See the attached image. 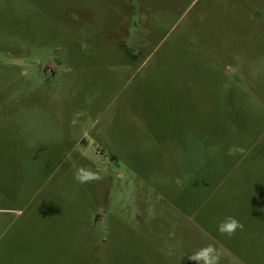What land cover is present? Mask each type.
Masks as SVG:
<instances>
[{
  "label": "rangeland",
  "instance_id": "1",
  "mask_svg": "<svg viewBox=\"0 0 264 264\" xmlns=\"http://www.w3.org/2000/svg\"><path fill=\"white\" fill-rule=\"evenodd\" d=\"M209 244L264 264V0H0V264Z\"/></svg>",
  "mask_w": 264,
  "mask_h": 264
},
{
  "label": "clouds",
  "instance_id": "2",
  "mask_svg": "<svg viewBox=\"0 0 264 264\" xmlns=\"http://www.w3.org/2000/svg\"><path fill=\"white\" fill-rule=\"evenodd\" d=\"M243 151L244 150L242 148H230L228 155H235L236 152ZM73 178L80 184H88L101 179L96 171L83 166L76 169ZM176 183L177 185H181V181L179 179H177ZM243 228L244 225L232 216L226 217L217 225V231L221 235H226L229 238L234 236L237 230H243ZM187 258L188 260L192 261L193 264H220L221 253L218 251L215 245L209 244L191 253V255H189Z\"/></svg>",
  "mask_w": 264,
  "mask_h": 264
}]
</instances>
